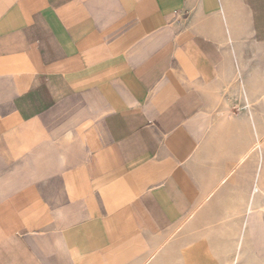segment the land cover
Returning <instances> with one entry per match:
<instances>
[{
    "label": "crops",
    "instance_id": "1",
    "mask_svg": "<svg viewBox=\"0 0 264 264\" xmlns=\"http://www.w3.org/2000/svg\"><path fill=\"white\" fill-rule=\"evenodd\" d=\"M238 72L259 88L264 0H0V264H191Z\"/></svg>",
    "mask_w": 264,
    "mask_h": 264
},
{
    "label": "rangeland",
    "instance_id": "2",
    "mask_svg": "<svg viewBox=\"0 0 264 264\" xmlns=\"http://www.w3.org/2000/svg\"><path fill=\"white\" fill-rule=\"evenodd\" d=\"M253 76L245 73L242 75L245 83H250V77ZM237 79L226 83L209 111L210 118L214 119L208 128L209 139L206 140L210 146L204 152H199L195 172L208 191L207 198L210 200L204 202L198 213L187 223L194 230L190 236L193 242L206 238L204 242L207 252L216 264H233L237 248L232 243L238 238L233 230L237 229L238 221L245 217L247 200L254 182L257 156L249 149L250 136L246 133L249 122L245 121L253 112L258 123L264 125V89H261L264 87V73L257 75L259 88L248 90L249 100L245 98ZM217 125H225L228 134L214 144L211 131L216 130ZM259 185L262 192L257 195L256 212L264 222V178L259 181ZM246 244L245 249H242L244 264H264L262 235Z\"/></svg>",
    "mask_w": 264,
    "mask_h": 264
},
{
    "label": "bare ground",
    "instance_id": "3",
    "mask_svg": "<svg viewBox=\"0 0 264 264\" xmlns=\"http://www.w3.org/2000/svg\"><path fill=\"white\" fill-rule=\"evenodd\" d=\"M237 78L239 79V82L242 86L243 94H244L245 98L248 100L249 99V93H248V90L245 86L246 84H244V82L241 78L240 72L237 73ZM248 105H249V103H248ZM249 117H250L249 122H250L251 129H252V132H250V133L252 135L253 153L255 154V156H257V158H256L257 159V168H256V177H255L256 182L253 185L251 195H250L249 200L247 202L245 217L238 221L237 229L233 230L235 233L238 234V238H235L236 241L234 242V244L232 243L233 241H231L232 245H234L237 248V251H235L236 252L235 257L233 259V264H239L238 263L239 261H240V264H244V262L242 260L243 259V257H242L243 250L242 249H245L244 248L245 243L248 244L251 241L256 240L259 235H262V239H264V222L261 218H259L258 212H256L257 204L255 202V195L256 194L258 195L259 193L262 192L258 182L264 178V125L256 122L254 119L255 117L253 115L252 116L250 115ZM251 160H252V158H251ZM243 199H244V197H243ZM238 203H240V202L238 201ZM235 209H237V208H235ZM232 234H234V233H232ZM232 234H230V235H232ZM232 240H233V238H232ZM248 240H249V242H247ZM226 241H228V240H226ZM226 241H225V243H226ZM244 256H245V254H244ZM188 258L190 259L191 264H216L215 262L212 261L211 255H209V253L207 252L206 245L202 242H197L196 240L192 244L191 251L188 252Z\"/></svg>",
    "mask_w": 264,
    "mask_h": 264
}]
</instances>
